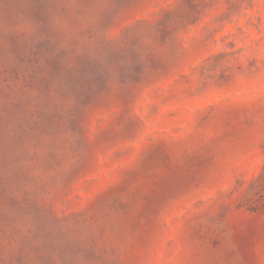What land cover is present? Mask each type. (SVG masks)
Returning <instances> with one entry per match:
<instances>
[{"label": "rangeland", "instance_id": "1", "mask_svg": "<svg viewBox=\"0 0 264 264\" xmlns=\"http://www.w3.org/2000/svg\"><path fill=\"white\" fill-rule=\"evenodd\" d=\"M0 264H264V0H0Z\"/></svg>", "mask_w": 264, "mask_h": 264}]
</instances>
